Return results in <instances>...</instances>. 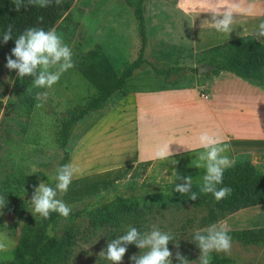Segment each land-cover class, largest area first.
Wrapping results in <instances>:
<instances>
[{"label": "rangeland", "instance_id": "1", "mask_svg": "<svg viewBox=\"0 0 264 264\" xmlns=\"http://www.w3.org/2000/svg\"><path fill=\"white\" fill-rule=\"evenodd\" d=\"M64 1L70 4V9L51 30L70 47L73 62L79 52L97 45L121 63L137 56L140 45L137 24L126 0ZM250 2L255 3L259 15H238L233 31L226 34L206 26V20L212 18L209 9L220 0L146 1V13L152 18L154 30L148 37L145 57L157 66L183 65L197 71L186 74L177 84L167 85L145 66L127 82L125 95H113L102 108L80 120L69 140V163L77 171L68 191L58 199L70 208L80 207L116 184L182 183L176 180V173L200 182L205 170L196 167L198 153L203 151L197 146V137L204 130L229 145L224 155L230 160L246 153L253 163L264 167L263 86L233 75L225 77H230L227 79L230 83L223 81L224 87L244 97L236 98L232 106L223 107L221 103L217 106L220 115L229 116L221 129L199 122L208 120L206 108L202 112L193 111L198 104L194 103L196 96L203 104L211 103V107L215 104L209 99L212 74L203 73L212 52L208 49L224 46L228 43L225 40L236 35L252 34L264 20V0ZM9 55L0 46V183L8 174L52 175L60 157L55 141L59 119L95 92L75 66L63 73L50 89L35 88L34 77L16 83V71L5 67ZM41 92L47 93L46 99L36 98ZM186 101L190 102L189 107ZM162 143H170L173 155L164 160L154 159V152ZM41 181L38 178L35 186ZM33 192L34 186L21 190L30 210ZM257 206L241 203L235 209L220 211L203 204L198 197L191 200L187 195L153 190L141 195L138 205L131 210L119 212L111 208L97 229L75 237L65 253L50 256L48 264H111L100 252L130 226L142 232L155 226L171 234L174 240L168 247L173 254L172 264L177 263V251L181 255L187 252L188 261L196 264L200 252L191 246L194 232L221 224L228 230L264 226V205ZM15 218L16 215L0 208V239L7 245L6 251H0V261L13 256L19 232ZM79 221L84 222L82 218ZM231 245V252L226 254L233 257L231 264H264V244L244 245L231 239ZM120 264L130 263L122 260Z\"/></svg>", "mask_w": 264, "mask_h": 264}, {"label": "trees", "instance_id": "2", "mask_svg": "<svg viewBox=\"0 0 264 264\" xmlns=\"http://www.w3.org/2000/svg\"><path fill=\"white\" fill-rule=\"evenodd\" d=\"M146 1L126 0L132 9L140 41L135 58L121 63L104 52L99 45L79 52L75 57L76 70L93 86L95 92L83 104L59 119L55 141L60 150V157L52 175L45 173L8 174L0 183V195L6 196V205L3 210L16 215L14 223L19 229L12 258L0 261V264H48L49 257L64 254L73 244L75 237L97 229L104 214L111 208L119 212L131 210L138 205L141 195L153 190L179 194L173 191L175 183L141 186L129 181L114 185L80 207L71 208L72 211L67 218L53 212L49 218L44 219L32 215L30 203L21 193L23 188L29 190L35 186L38 178L54 186V181L49 178L55 175L57 167L69 163V140L77 123L91 112L102 108L113 95H125V85L135 77L140 69L149 66L153 73L162 77L167 85L177 84L186 74L197 71L191 66H157L145 57L148 37L154 30L152 18L149 13H146ZM69 9L70 4L63 0L60 5L53 2L44 8L28 6L16 11L13 0H0V46L11 54V49L15 46V38L26 28L37 27L45 31L51 30ZM38 17H43V19L40 20ZM8 25H12V39L4 43L3 33ZM208 50L212 52H210L209 63L204 66L206 67L203 72L205 75H217L222 71H229L264 87V44L254 39L251 33L238 35L228 40L226 45H221L219 48L214 46ZM21 80L17 77L16 83H21ZM30 105L31 102L29 107ZM201 183L202 181L192 182V191L198 194L203 204L213 205L220 211L235 209L241 203L253 206L264 205V167L253 163L246 153L235 157L233 166L224 172L223 183L218 185V187L228 186L232 189L227 198L216 202L211 194L200 193ZM80 218L84 222H80ZM54 229L56 231H53ZM126 232L127 230L122 231L120 236ZM228 235L232 240L244 245L264 244V226L232 229L228 230ZM191 246L199 251L195 243ZM139 254H141L140 249L134 244L128 245L122 260H128L130 264H133L130 257ZM182 256L190 258L187 252ZM233 262L234 259L230 255L215 252L210 254V264H231ZM176 264L179 262L177 261Z\"/></svg>", "mask_w": 264, "mask_h": 264}, {"label": "clouds", "instance_id": "3", "mask_svg": "<svg viewBox=\"0 0 264 264\" xmlns=\"http://www.w3.org/2000/svg\"><path fill=\"white\" fill-rule=\"evenodd\" d=\"M53 2L60 5L63 0H13L16 11L21 7L28 6L48 7ZM212 18L206 20V26L215 29L217 32L229 34L233 31L236 17L259 15L255 3L250 0H220V3L210 8ZM42 20L43 17H38ZM254 39L264 44V20H262L252 32ZM12 39V25H8L3 33V42L7 43ZM15 57V59H13ZM73 53L70 47L63 42L55 30L45 31L43 28H26L17 38L11 54L7 56L5 67L15 70L18 78L34 77L32 84L35 88H52L59 82L63 73L74 67ZM47 93H37L38 100L46 99ZM170 143H162L157 146L154 152V159L164 160L173 155L169 148ZM197 146L203 151L198 153L196 167L204 168L205 174L199 186V192L211 194L216 202L227 198L232 189L228 186L218 187L223 183L225 170L233 166V161L224 153L229 149L218 135L204 130L197 137ZM186 150V149H185ZM77 169L71 163L63 164L56 168L55 175L49 179L54 181V186L41 181L34 186V192L30 199L31 213L34 217L49 218L55 212L61 217L67 218L72 209L66 205L58 196L66 193L72 183ZM131 174L129 173V179ZM176 180L182 183H175L174 192L187 195L189 199L196 200L198 194L192 191L191 176L181 177L176 173ZM6 205V196L0 195V208ZM174 238L167 232H162L153 226L150 231L141 232L135 227H129L127 232L115 239H111L100 255H103L111 264H120L128 245L134 244L140 249L139 255H133L130 260L133 264H172V252L168 244ZM193 242L199 248V258L196 264H210V254L231 252V237L228 235V228L221 224L210 226L205 231H197L192 235ZM7 245L0 239V251H6ZM179 264H192L178 251L175 254Z\"/></svg>", "mask_w": 264, "mask_h": 264}, {"label": "crops", "instance_id": "4", "mask_svg": "<svg viewBox=\"0 0 264 264\" xmlns=\"http://www.w3.org/2000/svg\"><path fill=\"white\" fill-rule=\"evenodd\" d=\"M242 35V34H241ZM236 36H238V35H236ZM236 36H234V37H236ZM233 37H231L230 39H232ZM230 39H228V40H230ZM228 40H225V41H228ZM217 44V43H216ZM213 47V46H212ZM205 48H208V47H205ZM205 48H202V49H205ZM227 75H233V76H236V77H238V79H240V78H242V77H239V76H237V75H235L234 73H232V72H229V71H222V72H220L219 74H217V75H214V74H212L211 76V81H212V84H211V90H210V92H209V99H210V97H211V99L210 100H213V102L215 101V104L211 107V103L210 104H208V103H206V104H203V103H201L200 101L201 100H199V98H198V96H196L195 98H194V103L195 102H197L198 104H195V105H197L196 106V109L195 110H193L194 111V113H196V112H199V111H203L205 108L208 110V120H206V121H199V122H205V123H208L209 124V126L210 127H212L213 129H221V128H223V126H224V124H226V122L228 121V114L226 113L224 116L222 115V114H224V113H222L221 115L218 113V109H217V106H219L220 107V103L222 104V106L223 107H229V106H232V104H234L235 102H236V98L237 99H239V97L240 98H243L244 96H241V95H238V93L234 90V89H226L225 87H224V83H223V81L225 82V83H230V81L229 80H227V79H229L230 77H228V78H226L225 79V77L227 76ZM243 79V78H242ZM241 79V80H242ZM227 80V81H226ZM250 80V79H249ZM243 81H247V80H243ZM249 82V81H248ZM250 83V82H249ZM251 85H253V84H251ZM254 85H256V84H254ZM257 87V86H256ZM162 90H166V89H162ZM161 90V91H162ZM224 91V92H223ZM236 92V93H235ZM161 93H164L163 91L161 92ZM157 99V98H156ZM186 100H188V99H186ZM157 101V100H156ZM157 103H160V102H157ZM166 103V102H165ZM184 103H186V105L189 107V105H190V102H188V101H186V102H184ZM183 103V104H184ZM150 105H152V104H149V105H147V107L148 108H150L149 106ZM169 107H170V105H168ZM149 111V110H148ZM205 112H207V111H205ZM230 119V118H229ZM194 122H196V121H194ZM215 123V124H212V123ZM226 126V125H225Z\"/></svg>", "mask_w": 264, "mask_h": 264}, {"label": "water", "instance_id": "5", "mask_svg": "<svg viewBox=\"0 0 264 264\" xmlns=\"http://www.w3.org/2000/svg\"><path fill=\"white\" fill-rule=\"evenodd\" d=\"M201 69H204L203 67Z\"/></svg>", "mask_w": 264, "mask_h": 264}]
</instances>
